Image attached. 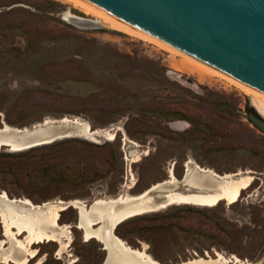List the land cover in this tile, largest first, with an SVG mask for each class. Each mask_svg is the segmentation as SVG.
Listing matches in <instances>:
<instances>
[{
	"label": "rangeland",
	"instance_id": "obj_1",
	"mask_svg": "<svg viewBox=\"0 0 264 264\" xmlns=\"http://www.w3.org/2000/svg\"><path fill=\"white\" fill-rule=\"evenodd\" d=\"M64 13L106 27H76ZM177 52L68 0H0V127L68 116L112 128L115 136L3 146L0 193L35 204L80 199L90 205L97 197L137 194L166 179L169 169L180 177L188 161L219 174L248 171L253 183L236 202L171 204L128 217L114 232L161 264L214 258L216 251L262 259L264 133L247 113L264 117V109L252 93ZM78 216L73 206L60 211L59 222L70 224L64 251L54 240L33 243L28 247L37 253L26 264H101L106 250L85 240ZM3 232L0 218V239Z\"/></svg>",
	"mask_w": 264,
	"mask_h": 264
},
{
	"label": "bare ground",
	"instance_id": "obj_2",
	"mask_svg": "<svg viewBox=\"0 0 264 264\" xmlns=\"http://www.w3.org/2000/svg\"><path fill=\"white\" fill-rule=\"evenodd\" d=\"M68 1L96 15L104 17L113 26L122 31L157 43L164 48H168V50L178 53L167 45L88 7L73 0ZM63 19L68 23L72 22L92 26L100 25L97 19L75 14L64 13ZM183 55L185 56V54ZM185 57L189 58L187 55ZM199 63L214 74L220 75L235 84L241 90L260 97L261 99L255 97L253 102L257 108L264 109V94L223 73L221 74V72L219 73V71L217 72V70L201 62ZM72 135H82L91 138L106 135L109 139L115 137L112 128H92L86 121L78 117L63 116L59 119L45 118L42 122L35 123L29 128H26V126L21 128L10 126L4 122L3 126L0 127V149L3 146H7L12 150H20L31 145L47 143L54 138L57 139ZM248 173L250 172L238 171L219 174L210 167H203L196 162L188 161L185 163L183 173L180 177H177L173 170L169 169L166 179L153 183L137 194L125 193L118 194L115 197H97L90 205L80 199H70L67 201L56 200L54 202L35 204L26 197L9 198L3 191L0 193V218L4 226L3 235L5 238L0 239V264H6L8 262L26 264L37 253L36 249L28 247L33 243L54 240L59 242V251H64L63 249L69 246L71 241L70 224L60 223L59 219L60 211L69 206L78 209L79 216L76 226L83 231L85 240L94 238L102 243L103 246L102 230L105 225H108L107 222L111 223L112 227H116L119 222L128 217L158 210L171 204L213 206L221 200H225L229 204L236 202L242 192L253 183L254 177ZM21 234H24V239L17 237ZM111 237L114 251L108 252L110 263L161 264L144 249L139 250L130 247L114 231ZM103 249L106 250L107 245L103 246ZM262 260L264 261V256ZM176 264H253V262L240 259L234 254L225 256L221 252L216 251L214 258L206 255V258L199 257Z\"/></svg>",
	"mask_w": 264,
	"mask_h": 264
},
{
	"label": "water",
	"instance_id": "obj_3",
	"mask_svg": "<svg viewBox=\"0 0 264 264\" xmlns=\"http://www.w3.org/2000/svg\"><path fill=\"white\" fill-rule=\"evenodd\" d=\"M73 1L264 94V0ZM69 24L81 28L106 27ZM247 119L264 133L261 116L248 112ZM32 146L36 145L29 147ZM107 223L102 230L103 246L107 245V249L101 264H112L109 253L114 251L111 236L115 226ZM260 260L253 264L264 262Z\"/></svg>",
	"mask_w": 264,
	"mask_h": 264
},
{
	"label": "flooded vegetation",
	"instance_id": "obj_4",
	"mask_svg": "<svg viewBox=\"0 0 264 264\" xmlns=\"http://www.w3.org/2000/svg\"><path fill=\"white\" fill-rule=\"evenodd\" d=\"M248 112H254V113H256L257 115L261 116V118L264 119V117H263L261 114H259L257 111H254L253 109H249ZM256 178H257L258 180L260 179L259 177H256Z\"/></svg>",
	"mask_w": 264,
	"mask_h": 264
},
{
	"label": "trees",
	"instance_id": "obj_5",
	"mask_svg": "<svg viewBox=\"0 0 264 264\" xmlns=\"http://www.w3.org/2000/svg\"><path fill=\"white\" fill-rule=\"evenodd\" d=\"M253 105V104H252ZM254 106V105H253ZM255 107V106H254ZM256 108V107H255ZM257 110V109H256ZM258 111V110H257Z\"/></svg>",
	"mask_w": 264,
	"mask_h": 264
}]
</instances>
